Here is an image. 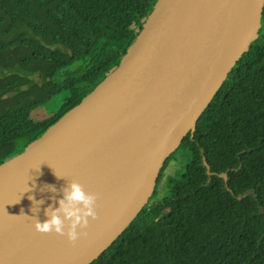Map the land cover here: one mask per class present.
I'll return each instance as SVG.
<instances>
[{
    "label": "trees",
    "instance_id": "1",
    "mask_svg": "<svg viewBox=\"0 0 264 264\" xmlns=\"http://www.w3.org/2000/svg\"><path fill=\"white\" fill-rule=\"evenodd\" d=\"M156 2L0 0V97L16 93L0 109V164L117 68ZM16 50L26 53L17 60ZM69 72L75 76L64 79ZM36 73L42 85L23 90ZM63 91L55 114L31 118ZM179 155L185 163L157 199ZM91 264H264V12L258 39L167 159L148 204Z\"/></svg>",
    "mask_w": 264,
    "mask_h": 264
},
{
    "label": "water",
    "instance_id": "2",
    "mask_svg": "<svg viewBox=\"0 0 264 264\" xmlns=\"http://www.w3.org/2000/svg\"><path fill=\"white\" fill-rule=\"evenodd\" d=\"M263 12L264 0H157L117 68L0 164V264L98 259L148 204L165 162L258 39ZM72 181L97 197L96 219L75 243L33 222Z\"/></svg>",
    "mask_w": 264,
    "mask_h": 264
},
{
    "label": "clouds",
    "instance_id": "3",
    "mask_svg": "<svg viewBox=\"0 0 264 264\" xmlns=\"http://www.w3.org/2000/svg\"><path fill=\"white\" fill-rule=\"evenodd\" d=\"M29 199L35 202L32 196ZM96 202V195L86 192L80 183L72 181L63 189V196L57 201L58 207L50 206L45 211L46 219L43 222L34 219L35 230L41 234L55 233L58 236H66L69 242L75 243L87 234L83 230L89 226L90 218L96 219ZM36 203L34 212L38 211V205L43 201Z\"/></svg>",
    "mask_w": 264,
    "mask_h": 264
},
{
    "label": "rangeland",
    "instance_id": "4",
    "mask_svg": "<svg viewBox=\"0 0 264 264\" xmlns=\"http://www.w3.org/2000/svg\"><path fill=\"white\" fill-rule=\"evenodd\" d=\"M26 53V51H23V50H16L14 52V54L17 55V60H19V58L21 56H23L24 54ZM4 56H0V64H3L5 61H4ZM6 65V64H5ZM73 72H76L77 70L79 69H72ZM73 72H69L67 74L64 75V79H68L70 77H73L75 76V73ZM27 87V90H31L34 86L31 85V86H26ZM68 92L67 91H63L55 96H53L50 100H48L46 103L34 108L32 111H31V118L35 121H38V120H42L44 118H47L53 114H55L60 108H61V105L63 104L64 100L68 97ZM16 96V94H9V93H6L4 94L3 96L0 97V109H2L8 102L9 99H12ZM185 163V157L182 156V155H179L176 159L172 160L167 169L165 170V174H164V179L161 183V185L159 186V192H158V195H157V199L162 197L164 192H165V179L167 176L169 175H174L177 173V171H179L182 166L184 165Z\"/></svg>",
    "mask_w": 264,
    "mask_h": 264
},
{
    "label": "flooded vegetation",
    "instance_id": "5",
    "mask_svg": "<svg viewBox=\"0 0 264 264\" xmlns=\"http://www.w3.org/2000/svg\"><path fill=\"white\" fill-rule=\"evenodd\" d=\"M33 77H34V76H33ZM33 77H32V78H33ZM42 83H43V77L41 76V81H40V83L34 81L33 86H41Z\"/></svg>",
    "mask_w": 264,
    "mask_h": 264
}]
</instances>
